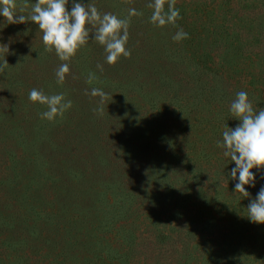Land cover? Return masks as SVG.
<instances>
[{"label":"rangeland","instance_id":"rangeland-1","mask_svg":"<svg viewBox=\"0 0 264 264\" xmlns=\"http://www.w3.org/2000/svg\"><path fill=\"white\" fill-rule=\"evenodd\" d=\"M24 2L16 0L18 6ZM27 2L29 8L20 13L18 7V14L28 15L30 5L36 0ZM73 2H94L101 13L111 12L120 18L127 17L130 7L143 15L131 18L126 45L131 50L129 58L121 57L115 65H108L104 48L91 41L90 34L88 45L68 62L70 73L67 76L70 78L65 79L62 86L56 83L55 70L64 62L58 59L55 52L44 51L38 26L30 21L8 24L0 17V31L7 35L18 30L24 34L39 33L36 35L37 45L32 41L26 42L30 47L28 53L22 50L23 42L20 43L18 35L13 34V43L10 40L13 37L7 36L6 42L4 36L0 35V44L9 46L12 58L6 59L9 67L0 73V89H9L10 84L16 85L8 74L15 75V70L20 69L25 57L30 59L31 70L39 65L52 67V70L41 74V79L35 76L36 79L28 85L20 86L16 97L24 103V116L12 117L10 113L9 116L0 117V124L6 128L8 143L13 144V153L6 157L3 169L15 177L14 180L0 181V194L7 193V197L0 199V264H149L144 244L149 239L154 240L150 235H153L151 232L156 223L143 217L134 219L131 216V204L122 200L118 202L113 186L98 185L88 200L77 203L50 201L38 193L46 183L50 190L59 193L63 178L60 175L55 177L56 170L63 173L73 185L79 177L75 175L77 172L70 170L69 160L60 159L56 166H52L49 155L60 152L61 136L77 135L79 142L86 137L90 140L88 148L96 146V155L101 165H104L103 149L96 142L97 132L100 131L98 124L103 123L104 131L100 132L108 136V132L114 130L113 123L119 122L121 126L114 130L117 135L132 127L135 109L140 105L157 103L161 107H174V101L162 99L154 91L148 93L141 81L144 71L153 67L157 69L162 61L181 62L183 71L194 79L202 72V68L210 70L209 74L203 70L208 76L217 72L218 68L219 72L236 74L234 65L241 63V52L235 54L233 48H228L225 30L235 28L243 31L248 26L244 17L251 10L255 14L249 36L252 41L251 33L258 30L262 23L264 0H177L175 7L180 10L182 17L177 24L189 35L188 39L180 42L172 39L178 30L176 27H156L149 22L152 14V10L146 7L149 0H69V11ZM242 42L248 41L244 39ZM3 57V53H0V65L3 64ZM98 63L103 65V72L96 68ZM254 67L260 69L257 61ZM249 71L240 72L241 77L247 79ZM89 72H95L98 77L92 84L86 82ZM157 73L162 75L161 70ZM257 73L258 70H254L253 75ZM249 81L256 83V79ZM35 84L46 95L64 93L66 100L72 101V108L54 121L41 119L39 114L47 110L46 106L23 98L25 92H30ZM93 87L102 89L112 97L105 103L102 115L92 111L97 107L99 98L85 95V91L90 93ZM8 93H12L10 89ZM107 107L114 109V115L109 114L110 118L113 117L110 125V118H107L105 111ZM27 112L31 115L28 118ZM62 151L67 152V149ZM21 164L27 166L25 173L22 172ZM49 177L54 179L53 183L48 182ZM15 185L20 193H14ZM246 242V238L216 233L212 235L209 231L198 232L192 239V255L173 264H264L257 260L258 255H249L250 250L248 253L241 246H232ZM196 247L199 249L196 250ZM248 255L246 263L244 258Z\"/></svg>","mask_w":264,"mask_h":264},{"label":"trees","instance_id":"trees-1","mask_svg":"<svg viewBox=\"0 0 264 264\" xmlns=\"http://www.w3.org/2000/svg\"><path fill=\"white\" fill-rule=\"evenodd\" d=\"M261 16V26L251 33L252 41L249 36L255 14L251 10L244 17L248 26L243 31L235 28L225 30L228 48H233L235 54L241 52V63L234 65L236 74L219 72L218 68L217 72L208 76L203 70L208 74L210 70L202 68V72L194 79L187 76L179 61H162L157 69L153 67L144 71L141 81L147 92L154 91L158 97L170 99L175 105L172 108L161 107L157 103L138 106L133 115L132 127L117 135L114 130L121 126L119 122L113 123L114 130L109 131L108 136L101 133L104 131L103 123L98 124L101 132H97L96 142L103 149L104 165H101L96 155V146L88 148L90 140L87 137L79 142L77 135L61 136L60 152L49 155L52 166H56L60 159L69 160V168L77 172L75 175L79 176L78 180L73 185L63 173L56 170L55 177L60 175L63 178L59 193L50 190L47 183L38 193L50 201L77 203L88 200L98 185L113 186L117 201L131 204V216L134 219L143 217L156 223L153 224V235H150L154 240L149 239L144 244L149 264H173L190 257L192 239L198 232L207 231L212 235L216 233L246 238L245 244L232 246H241L248 253L250 250L249 255H258L257 260L264 262V224H255L248 219L246 208L250 199L234 193L238 180H232L230 172L235 164L223 156L222 148L217 147L225 126L234 129L239 123L229 111L238 91L248 93L257 111L264 108V15ZM13 34L19 36L20 43L23 42L21 48L25 53L30 50L27 41L36 45L39 43L36 40L38 32L24 34L18 30L7 35L0 31L6 42L7 36L13 37L10 40L14 42ZM244 39L248 42H242ZM7 58H11L10 54H6ZM255 61L260 69L254 67ZM30 64V59L25 57L20 69L15 70L16 74H8L16 85L10 84L12 93H8L7 88L0 89V117L9 116L10 113L12 117L21 116L25 106L16 97L20 86L28 85L36 77L41 79L43 72L52 70V67L41 65L31 70ZM248 69L247 79H243L241 73ZM158 70L162 71L161 76ZM254 70H258L255 76ZM252 79H256L255 84L249 81ZM36 84L31 89L39 90ZM28 95L29 92H25L23 98L28 99ZM105 111L107 118H110L109 114L114 115L112 107H107ZM30 116L27 112L26 117ZM112 118L109 119V125ZM5 129V125L0 124V181L15 179L3 169L6 157L13 153V144L8 143ZM62 149H67V152ZM21 167L25 173L27 166L21 164ZM252 171L255 186L245 187L250 198L255 199L264 186V169ZM53 181L52 177L48 178L49 183ZM14 191L15 194L20 193L18 186ZM4 197H7V193L0 194V199ZM249 255L244 258L246 263Z\"/></svg>","mask_w":264,"mask_h":264},{"label":"clouds","instance_id":"clouds-1","mask_svg":"<svg viewBox=\"0 0 264 264\" xmlns=\"http://www.w3.org/2000/svg\"><path fill=\"white\" fill-rule=\"evenodd\" d=\"M68 2L69 0H36L30 5V13L23 15L17 13V8L19 7L20 13L25 12L29 8L27 0L19 6L16 0H0V17L8 24H24L30 21L37 25L42 33L44 51L55 52L58 59L64 62L55 70L56 83L60 86L70 73L68 62L81 48L88 45L90 34L91 41L104 48L108 65H115L121 57L129 58L131 50L126 45L129 40L131 18L143 15L134 7L128 9L125 18L111 12L101 13L94 2L88 4L73 2L69 11ZM176 3L177 0H149L146 7L152 10L149 22L156 27L166 25L176 27L178 30L172 39L180 42L188 39L189 35L177 24L182 17L180 10L175 7ZM0 53L4 55L3 64L0 65V73H3L9 67L5 59L6 54H9V46L0 44ZM96 68L100 72L104 70L100 63ZM97 80L95 72L88 73L86 79L88 84ZM85 95L99 98L97 107L92 109L97 115L103 114L105 103L112 99L105 91L96 87H93L90 93L86 90ZM28 99L32 103L46 106L47 110L39 115L41 119L50 122L57 117H63L73 106L71 100H66L64 93L46 95L42 89L36 88L30 90ZM229 111L232 118L239 123L234 129L225 126L222 140L217 141V147L222 148L223 156L230 158L235 164L230 172L231 179L238 180L234 193H240L250 199L246 208L248 219L255 224H264V186L260 188L255 199L250 198V193L245 187L255 186L253 169H264V108L257 111L249 100L248 93L241 90L236 93Z\"/></svg>","mask_w":264,"mask_h":264}]
</instances>
